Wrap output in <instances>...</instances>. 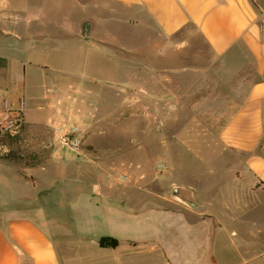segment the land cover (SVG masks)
Wrapping results in <instances>:
<instances>
[{
	"label": "crops",
	"instance_id": "0c3cea01",
	"mask_svg": "<svg viewBox=\"0 0 264 264\" xmlns=\"http://www.w3.org/2000/svg\"><path fill=\"white\" fill-rule=\"evenodd\" d=\"M85 21L92 26L89 36L81 33ZM148 29L169 40L198 36L214 55L216 72L209 79L234 97L228 103L233 115L222 130L227 152L211 156V169L196 170L197 176L210 178V184L192 190L198 204L192 207L167 194L165 185L120 190L102 185L109 200H120L108 206L124 220L125 233L115 237L118 246L100 247L99 238L89 242L77 229V238L66 236L60 244L57 228L46 227L56 221L22 206L36 200L24 189L41 177L21 175L15 168L16 158H41L43 148H18L14 154L15 141L0 142L13 153L0 156V264H264V0H0V121L23 113L35 134L30 143L49 144L51 158L53 137L34 129L27 104L38 98L39 112L62 114L65 107L57 105L71 98L75 82L92 76L128 79L116 50L138 52L140 45L128 41L126 32L144 42ZM138 76L130 73L132 80ZM162 79L170 83L165 86L170 96L175 95L173 80H182L179 90L187 89L182 73ZM224 160L226 168L218 163ZM71 165L74 176L90 169L86 163ZM12 187L21 190L13 197ZM143 196L153 200L144 206L139 203ZM141 210H149L151 218L143 236L134 230Z\"/></svg>",
	"mask_w": 264,
	"mask_h": 264
},
{
	"label": "rangeland",
	"instance_id": "374dc122",
	"mask_svg": "<svg viewBox=\"0 0 264 264\" xmlns=\"http://www.w3.org/2000/svg\"><path fill=\"white\" fill-rule=\"evenodd\" d=\"M126 33L130 36L128 41L140 45L138 52L126 48L116 50L122 58L123 76L128 79L102 80L92 76L91 80L75 82L71 98L60 99L57 105L61 109L65 107L66 112L62 114L39 112L37 107L42 102L38 98L27 104L31 111L28 119L35 124L34 129L53 137L51 158L49 144L30 143L35 134L26 127L23 113L15 112L1 120L3 136L22 117L14 154L20 152L18 148L29 152L43 148L41 158L28 157L22 161L16 158L15 168L21 175L37 172L41 177L36 186L31 184L24 189L30 196L36 195V200L26 201L22 206L33 207L43 217L56 221L57 225L46 227L53 232L57 228L60 233L54 234L60 244L66 236L77 238V232L89 242L106 235L118 238L125 233L124 220L108 207L120 200H109L100 191L102 185L117 190L123 186L165 185L169 195L172 183L190 185L191 190L196 186L201 188L210 184V178L197 176L196 170L211 169V156L227 152L222 130L233 115L228 111V103L234 97L226 95L227 87H215L209 79L216 72V65L207 45L193 34L169 40L148 29L143 33L144 42H138L131 38V31ZM167 58L169 61L164 60ZM132 71L138 72V80L131 79ZM169 73L184 74L187 89L179 90L182 80H173L175 95H168L165 86L170 83L162 78ZM70 107L74 110H69ZM65 135L78 140L79 145L76 148L65 145L62 141ZM11 150L1 147V158L13 155ZM81 152L89 153L88 158ZM25 163L37 167L26 168ZM73 163L89 164L90 169L83 171L81 177L74 176ZM218 163L226 168L225 160ZM19 187H12L11 196L21 191ZM139 199L144 206L153 200L147 196ZM16 201L11 200V207L18 206ZM158 201L154 203L159 204ZM141 212L139 225L134 226L138 231L135 235L139 236L147 235L151 219L149 210ZM74 229L78 231L73 235Z\"/></svg>",
	"mask_w": 264,
	"mask_h": 264
},
{
	"label": "water",
	"instance_id": "95a60500",
	"mask_svg": "<svg viewBox=\"0 0 264 264\" xmlns=\"http://www.w3.org/2000/svg\"><path fill=\"white\" fill-rule=\"evenodd\" d=\"M91 23L90 21H85L82 24V35L89 36L91 32ZM172 194L182 200L184 203L189 206H196L198 203L196 202L194 192L185 186L176 185L172 188Z\"/></svg>",
	"mask_w": 264,
	"mask_h": 264
},
{
	"label": "trees",
	"instance_id": "16d2710c",
	"mask_svg": "<svg viewBox=\"0 0 264 264\" xmlns=\"http://www.w3.org/2000/svg\"><path fill=\"white\" fill-rule=\"evenodd\" d=\"M7 136V137H5ZM16 135H11L10 133H7L3 136H1L0 133V142H4V143H9L12 141H16L15 140ZM97 243L100 247H111V248H115L118 246L119 241L117 238L113 237V236H102L97 240Z\"/></svg>",
	"mask_w": 264,
	"mask_h": 264
},
{
	"label": "built area",
	"instance_id": "2783aa9c",
	"mask_svg": "<svg viewBox=\"0 0 264 264\" xmlns=\"http://www.w3.org/2000/svg\"><path fill=\"white\" fill-rule=\"evenodd\" d=\"M22 117H18L16 119V124L15 126L16 127H13V128H9V131L11 133V135H17L19 133V127H21V124H22ZM0 129L2 130V125H1V121H0ZM62 141L65 145H68V146H73V147H77L79 145L80 142H78V140H72L70 137H68L67 135L63 136L62 137Z\"/></svg>",
	"mask_w": 264,
	"mask_h": 264
}]
</instances>
